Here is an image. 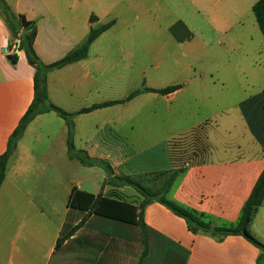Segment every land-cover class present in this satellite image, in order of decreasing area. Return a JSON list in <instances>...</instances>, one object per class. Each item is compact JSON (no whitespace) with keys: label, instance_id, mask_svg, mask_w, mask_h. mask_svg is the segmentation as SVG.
I'll use <instances>...</instances> for the list:
<instances>
[{"label":"crops","instance_id":"0c3cea01","mask_svg":"<svg viewBox=\"0 0 264 264\" xmlns=\"http://www.w3.org/2000/svg\"><path fill=\"white\" fill-rule=\"evenodd\" d=\"M190 1L191 8L180 3L185 10H177L169 25L168 38L179 51L168 50L167 58L188 56L202 44L186 21L189 17L219 34L228 29L229 5ZM5 2L17 18L36 26L34 49L44 64L56 63L81 46L92 28L113 22L93 41L87 58L50 72L47 84L52 104L68 113L114 104L74 118V154L87 156L91 165L69 157L68 125L54 112L38 115L25 128L0 188V264H138L144 248L140 227L94 214L57 247L87 214L68 205L75 188L136 206L144 201L132 187L113 186L109 180L115 176L142 175L152 186L157 173L186 168L167 198L204 215L212 227L237 224L264 170V92L239 104V136L250 147L235 140L223 149L213 148V122L203 128L202 121L192 118L198 123L189 126L188 94L224 104L229 97L216 87L224 90L227 83L216 82L211 73L192 78L189 65L165 64L158 60L165 56L164 48L126 44L137 39L135 24L152 21L159 0ZM8 31L0 18V156L34 101L35 69L23 50L16 53L18 45ZM8 55H16L15 64ZM189 83L191 92L185 89ZM167 87L177 90L146 91ZM229 122L227 117L224 123ZM143 218L149 246L144 264H264L262 251L244 237L193 233L186 219L157 201L144 208ZM250 231L264 243V203Z\"/></svg>","mask_w":264,"mask_h":264},{"label":"trees","instance_id":"16d2710c","mask_svg":"<svg viewBox=\"0 0 264 264\" xmlns=\"http://www.w3.org/2000/svg\"><path fill=\"white\" fill-rule=\"evenodd\" d=\"M0 9L6 16V19L8 20L9 25L13 30L14 36L16 37V39L21 41L20 49L25 52V57L28 64L35 69V76L33 79L34 101L33 103H31L27 112L19 122V125L12 133L8 142V149H6L5 153L0 156V188L5 180L8 160L13 151L16 149L18 140L22 137L25 128L29 126V124L35 119V117L46 112H54L66 121L68 125L67 152L69 157L72 159L77 158L83 164H93L87 156L80 157L79 155L74 154L75 148L72 140L74 118L78 114L90 112L95 108L98 109L99 107L113 105L114 102L106 103L101 106L94 105L90 108L83 109L76 114L68 113L52 104V102L50 101L47 80L50 72L61 69L73 62L76 63L87 58L90 46L93 41L99 35H102L107 30H109L113 25V22H110L98 28H92L90 34H88L81 46L71 51L67 56L63 57L56 63L44 64L39 60V58L37 57L38 55L34 49V40L37 32L36 26L26 21L25 18H17L14 14H12L9 10V7L6 5L5 0H0ZM253 12L255 14V20L264 37V0H258L255 3V5L253 6ZM92 20L93 17H91V21ZM14 58H16V55H14ZM175 90H177V87H167L162 90L146 91L159 94H170ZM137 94L138 92L133 93L128 99L133 98ZM200 136L201 134L198 137ZM185 171L186 168H179L168 172H159L156 174V176L158 177L156 183H154L152 186H147L145 184V176L142 175L135 177L115 176L109 180V182L113 186L118 188L124 186L134 188L144 198V201H142L139 206L124 201H118L117 199L107 198L102 194L94 196V194L92 193L81 191L75 188L72 192L71 197L69 198L68 205L71 208L84 211L87 214L77 226H75L64 237L58 240L57 247L62 245L66 239L73 236V234L87 221L88 217L94 214L117 220V222L138 225L140 227V230L142 231V234L144 235V248L138 264H144V259L148 254L149 246L147 240L145 239V222L143 218V210L152 201H157L163 204L166 208L171 210L176 215L186 219L189 225L188 228L193 233L203 231L206 233H210L212 236L219 237H225L228 235L242 236L246 240L254 244L264 254V243L257 239V237L252 235L250 231L253 219L261 205H263L264 203V170L256 181L249 199L243 205L237 224L224 227H212L213 225L211 224V222L206 220L204 215L199 214L195 211H191L187 207L179 205L178 203L167 198V195L169 194L173 184L175 183L177 178H179L180 174Z\"/></svg>","mask_w":264,"mask_h":264},{"label":"rangeland","instance_id":"374dc122","mask_svg":"<svg viewBox=\"0 0 264 264\" xmlns=\"http://www.w3.org/2000/svg\"><path fill=\"white\" fill-rule=\"evenodd\" d=\"M218 1H222L223 5H229L230 8L231 15L227 31L219 34L210 26L205 27L198 22L194 24L190 17L187 18V23L191 25L192 31L197 36L196 41L202 43L189 51L188 56L177 53L167 58L169 56L167 51H179L175 47L176 44L168 38V28L170 23L176 20L177 10L183 12L185 7L191 8L190 0H159L160 4L156 7L152 21L135 24L137 39L127 40L126 44L127 46L137 44L146 50L164 48L165 56L159 57L158 60H164L165 64L175 66L178 62L183 66L189 65L192 78L199 73H211L216 82L227 83V88L224 90L219 84L216 87L220 95L225 93L229 97L224 104L210 100L212 98L200 97L195 100L192 95L188 94L189 126L193 122L198 123L194 119L202 121L204 126L201 127L203 128L207 125L205 123L213 122L216 127L210 129L209 132L210 145H213V148L223 149L235 140L243 141L245 146L250 147L246 139L239 136L242 132L239 121L241 120L239 104L241 101L264 92V37L253 12V6L258 0ZM181 2L185 7L179 6ZM172 11L175 13L174 17L171 14ZM190 85L191 83L185 88L187 91H190ZM227 117L230 118V122L226 125L224 122ZM233 126L235 128H232ZM191 133L188 132L186 135ZM83 188L91 190L87 186Z\"/></svg>","mask_w":264,"mask_h":264},{"label":"water","instance_id":"95a60500","mask_svg":"<svg viewBox=\"0 0 264 264\" xmlns=\"http://www.w3.org/2000/svg\"><path fill=\"white\" fill-rule=\"evenodd\" d=\"M0 18L3 20V22L6 24V27L8 28V32H9V35H10V39L12 40V41H16V43H17V45H18V49H17V54H19L20 53V43H21V41L20 40H18V39H16V37L14 36V34H13V30H12V28H11V26L9 25V22H8V20L6 19V16L4 15V13L0 10ZM7 60H9L12 64H15L16 62H15V59H14V57L12 56V55H8L7 56Z\"/></svg>","mask_w":264,"mask_h":264}]
</instances>
